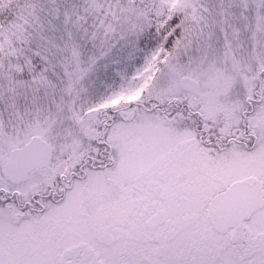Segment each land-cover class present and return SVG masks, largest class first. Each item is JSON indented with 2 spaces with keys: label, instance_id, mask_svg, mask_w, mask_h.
Returning a JSON list of instances; mask_svg holds the SVG:
<instances>
[{
  "label": "snow or ice",
  "instance_id": "6c2138e0",
  "mask_svg": "<svg viewBox=\"0 0 264 264\" xmlns=\"http://www.w3.org/2000/svg\"><path fill=\"white\" fill-rule=\"evenodd\" d=\"M0 264H264V0H0Z\"/></svg>",
  "mask_w": 264,
  "mask_h": 264
}]
</instances>
